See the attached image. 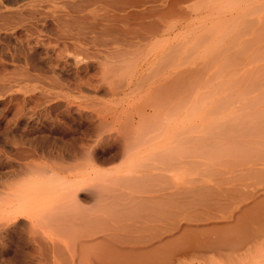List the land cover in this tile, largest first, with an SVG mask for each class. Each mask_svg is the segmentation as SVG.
Listing matches in <instances>:
<instances>
[{
    "label": "rangeland",
    "instance_id": "obj_1",
    "mask_svg": "<svg viewBox=\"0 0 264 264\" xmlns=\"http://www.w3.org/2000/svg\"><path fill=\"white\" fill-rule=\"evenodd\" d=\"M17 1L0 0V79L9 78L10 83L1 90L0 109L12 99L15 106L0 120V179L18 169L17 156L26 147L43 146L48 137L82 146L93 138L97 114L119 113L123 104L152 99L147 85L154 84L150 74L157 69H149L158 67L155 60L174 41V53L169 50L170 58L174 54L169 59L173 70L163 57L166 61L161 59L159 76L154 77L165 79L171 70V80L189 82L194 104H201L195 106L196 115L204 107L209 111L196 121L211 123L203 131L206 135H196L190 174L164 172L166 183H176L160 192L172 191L168 197L182 201L164 199L169 208L165 210L170 211L173 201L180 205L175 208L178 253L188 252L184 264H264V0H19L41 5L47 13L38 9L34 14H9L17 9ZM64 9L74 14L73 22L76 17L83 30L82 36L73 32L81 38L77 46L73 34L63 37L62 25L54 18ZM63 11L60 14L69 12ZM145 91L148 96L139 98ZM20 107L24 110L18 113ZM123 148L120 136L104 142L100 151L111 155ZM94 190L86 187L81 193L87 208L95 205ZM136 204L125 211L122 207L123 217L147 206ZM245 219L248 231H243ZM101 221L84 224L77 238L57 248L26 220L3 228L0 264H109L97 258L100 248L110 245L121 251L133 245L103 233L88 240L84 228L99 230L109 224ZM150 226L146 232L153 231ZM120 228L114 233H127L132 227ZM239 237L253 238L254 245L207 262L190 256L194 247L231 243Z\"/></svg>",
    "mask_w": 264,
    "mask_h": 264
},
{
    "label": "bare ground",
    "instance_id": "obj_2",
    "mask_svg": "<svg viewBox=\"0 0 264 264\" xmlns=\"http://www.w3.org/2000/svg\"><path fill=\"white\" fill-rule=\"evenodd\" d=\"M14 5L17 9L10 11L9 14H19L24 10L31 14H34L33 12L38 11V9L43 11L42 8H39L43 7L41 5L21 4L19 0L14 2ZM60 7L62 5L58 6L59 9ZM69 9L71 11V8ZM69 9L67 10L69 11ZM72 9L74 10V8ZM59 11L62 12L63 10ZM59 11L55 12L58 13L55 14L54 18L59 22L58 24L62 25L60 29L64 32L63 37L68 34L74 36L75 31H77L75 34L79 35L80 33L81 35L83 32H80L82 29L76 23V17L73 22L74 14L72 13V15L70 11L67 13L63 11L64 15L63 13L60 14ZM75 11L77 12V8ZM43 12L47 13V10L44 9ZM81 12L83 13V11ZM78 13L80 14L79 11ZM78 17L82 16L78 15ZM83 17L85 16L83 15ZM74 38L72 39L77 46L76 42H81V38ZM170 41L172 40L168 42L171 43ZM173 42L171 45L176 46ZM173 46L168 48L166 45L167 51L165 48L163 49V52L169 56L165 55L166 53L164 56L158 54L157 57H159L155 60L161 63L163 57L167 58L168 67L172 70L173 68L170 67L172 63L170 62H173L171 60H173L174 54L171 58L170 55L174 53L175 48ZM162 61L164 62L166 59L163 58ZM160 63L158 67H156L157 65L154 66L155 68L151 67L152 69L149 67V70L152 71L157 69L154 70L157 75L154 71L150 74L153 76L151 78H154V84L147 85L149 96L152 99L150 98L149 101L146 98L148 92L145 91V96L139 98L146 99H137L132 103L123 104V110L119 113L97 114V127L90 142H85L79 147H71L57 139L51 141V138L48 137L47 144L43 146L30 145L17 156L18 169H14L12 174L0 179V230L26 220L32 228L41 231L53 247L57 248L60 242L67 245L70 240L73 241L74 238H77L80 235V228H83L84 224L89 225L90 223L91 225L92 221L95 223L97 220L99 222L102 220L103 226L106 222L109 224L105 227L100 226L101 228L96 226L99 230L88 227L90 230L87 231V228H84L83 232L86 231L84 236L88 240L90 237L93 239L98 234L103 233L105 236L118 237L122 244L133 246H131V250L114 251L110 245H105L95 253L97 258L108 261L109 264H184L188 252H184V250L181 254L178 253L176 233L179 226L177 220L179 219L176 217L179 218V213L176 214L178 209L175 211L177 204L174 203L181 200H177L180 197L176 199L175 197H168L172 191L162 193L160 191L165 190L168 183L172 181L176 183L175 179L172 181L169 179L170 181L166 183L163 180L166 174L183 173L185 175L187 172L190 174L195 164V159L192 160V156L193 150H195L196 135L203 133L206 125L211 123L208 122L204 125L205 122L202 121H205V117L200 124L196 121V118L205 112L209 113V111L204 105L202 108L204 107L206 111L201 110L203 113L199 114L200 116L196 115L194 110L196 104H200L196 103L200 100V96L197 97L198 100L196 99V104H194L195 99L192 100L194 96L191 87H188L189 82L184 84V80L181 79L183 80L182 83L177 84L171 80L175 76L173 74L175 71L170 72L171 70L168 71L170 74L165 77L166 80L163 78L165 82L160 77L157 79L154 77L159 76L157 72L161 68L162 64ZM149 73L148 78L150 77ZM3 80L2 82L0 79V93L10 84L9 78ZM85 82L87 84V81ZM140 83L139 81L138 84ZM207 93L208 98L210 93ZM12 107H15L13 99L9 105L6 104L0 109V120L6 118ZM23 110L22 107L18 108V113ZM233 123L238 124V122ZM204 134L206 135L205 132ZM120 136L124 139V148L121 153L101 154L100 147L104 142ZM212 166L214 167V165ZM179 176L183 175L180 174ZM162 182L165 183L162 184ZM171 184L173 187V183ZM163 186L164 188H162ZM169 186L171 187L170 184ZM86 187L95 189L93 196H91L95 205L89 208L85 207V200L81 197V193ZM167 189L170 188L167 187ZM133 192L138 194H133ZM165 196L175 199V201H171L172 203L170 202V211L167 210L169 209L168 206H164ZM134 201L135 204L144 203L146 205L147 203L148 207L144 208L141 205V210L139 208L134 209L133 215H128V211L126 212L127 215L123 217L122 207L123 209L125 207V211L126 207L128 208V205ZM150 203H152L151 206L148 205ZM161 206H164V209ZM119 215L124 219L120 218ZM254 219L257 217L255 216ZM112 220L114 221L111 222ZM247 220H244L246 224L244 222L243 231H248ZM261 221L263 222L264 219ZM149 223L152 225L150 228L153 231L146 232ZM120 226L132 228L127 233H114V230L119 229ZM244 239L246 238L241 239L239 237L234 242H225L221 245L220 243L208 242L204 245L201 244V247L198 246L200 248L194 247L189 253H191L190 256L207 262L223 253L238 252L254 245L253 238ZM135 245H138V248H135ZM104 263L106 264V262Z\"/></svg>",
    "mask_w": 264,
    "mask_h": 264
}]
</instances>
